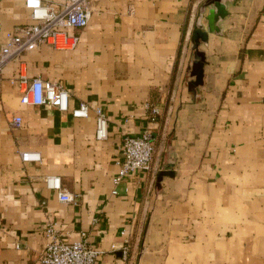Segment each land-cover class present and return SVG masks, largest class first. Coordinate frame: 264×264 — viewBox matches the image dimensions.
I'll return each mask as SVG.
<instances>
[{"label":"crops","instance_id":"1","mask_svg":"<svg viewBox=\"0 0 264 264\" xmlns=\"http://www.w3.org/2000/svg\"><path fill=\"white\" fill-rule=\"evenodd\" d=\"M205 1L95 0L87 26L69 32L79 38L73 51L41 45L3 69L0 264H41L48 224L99 251L95 264H264V0L234 1L222 34H208L194 99L179 88ZM28 24L23 0H0V45ZM19 73L60 85L68 111L22 105ZM80 103L102 108L106 140L95 139L92 113L72 117ZM146 104L159 109L155 123ZM144 131L155 147L149 171L115 186L123 137ZM48 175L73 204L46 189Z\"/></svg>","mask_w":264,"mask_h":264},{"label":"built area","instance_id":"2","mask_svg":"<svg viewBox=\"0 0 264 264\" xmlns=\"http://www.w3.org/2000/svg\"><path fill=\"white\" fill-rule=\"evenodd\" d=\"M95 0H65L59 9L52 6L51 0H23L24 8L29 11L31 24L16 29L17 35L5 34L0 45V74L14 59L22 54L34 51L41 45H49L56 51H73L79 38L70 34V30H80L87 26L92 16L91 3ZM1 33V28H0ZM13 83V80H10ZM20 103L25 106H49L60 112L68 111L69 94L60 85L40 78L27 79L19 73ZM148 120L157 121L159 109L155 105H145ZM92 113L95 119V139H107V119L101 107L80 103L71 111L75 119H86ZM11 128L22 126L18 116L10 120ZM122 159L117 163L119 170L113 180L117 186L136 172L149 171L154 152V142L150 132L140 136H124L121 142ZM23 162H40L38 152L19 153ZM43 183L46 189L54 191L60 203L73 204L74 197L62 188L58 176L48 175ZM47 242L40 257L41 264H95L100 252L92 249L86 240L75 242L63 241L55 229V224H48L43 229ZM115 250V247H112ZM123 260L129 255V243L125 241L118 249Z\"/></svg>","mask_w":264,"mask_h":264},{"label":"water","instance_id":"3","mask_svg":"<svg viewBox=\"0 0 264 264\" xmlns=\"http://www.w3.org/2000/svg\"><path fill=\"white\" fill-rule=\"evenodd\" d=\"M234 1L238 0H208L201 10L195 23V31L192 37V62L189 66L188 91L192 98H197V89L204 85L205 52L201 46L208 41V34L221 35L220 24L228 16V9ZM203 20L206 24H203ZM169 172H161L160 178L169 175Z\"/></svg>","mask_w":264,"mask_h":264},{"label":"rangeland","instance_id":"4","mask_svg":"<svg viewBox=\"0 0 264 264\" xmlns=\"http://www.w3.org/2000/svg\"><path fill=\"white\" fill-rule=\"evenodd\" d=\"M208 0H206L204 3H202L201 5H200V7H199V11L201 10V8L203 7V5L207 2ZM199 11H198V14H199ZM191 44H192V42H191ZM192 59V53L190 52V55H189V60H191ZM189 77V74L188 75H185V77H184V81H182L181 83H180V88L179 89H183V90H185L186 91V93H188L187 95H189L190 96V93H189V91H188V83H189V81H187L186 79ZM182 90V91H183ZM198 89H197V93H198ZM182 93V92H181ZM181 98L182 97H180L179 98V100H181ZM198 99V98H197Z\"/></svg>","mask_w":264,"mask_h":264}]
</instances>
